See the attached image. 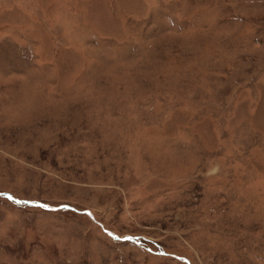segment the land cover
<instances>
[{"label": "rangeland", "instance_id": "1", "mask_svg": "<svg viewBox=\"0 0 264 264\" xmlns=\"http://www.w3.org/2000/svg\"><path fill=\"white\" fill-rule=\"evenodd\" d=\"M0 193V264H264V0H0Z\"/></svg>", "mask_w": 264, "mask_h": 264}, {"label": "snow or ice", "instance_id": "2", "mask_svg": "<svg viewBox=\"0 0 264 264\" xmlns=\"http://www.w3.org/2000/svg\"><path fill=\"white\" fill-rule=\"evenodd\" d=\"M0 195H3V194L0 193ZM18 203H27V202H24V201H18ZM124 239H132V237H124Z\"/></svg>", "mask_w": 264, "mask_h": 264}]
</instances>
